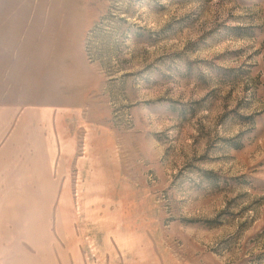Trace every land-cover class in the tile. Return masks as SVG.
<instances>
[{"label":"rangeland","instance_id":"obj_1","mask_svg":"<svg viewBox=\"0 0 264 264\" xmlns=\"http://www.w3.org/2000/svg\"><path fill=\"white\" fill-rule=\"evenodd\" d=\"M0 264H264V0H0Z\"/></svg>","mask_w":264,"mask_h":264}]
</instances>
